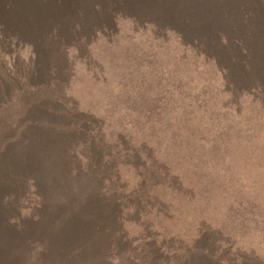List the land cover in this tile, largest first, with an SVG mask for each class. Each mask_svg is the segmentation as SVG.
<instances>
[{
    "label": "rangeland",
    "instance_id": "obj_1",
    "mask_svg": "<svg viewBox=\"0 0 264 264\" xmlns=\"http://www.w3.org/2000/svg\"><path fill=\"white\" fill-rule=\"evenodd\" d=\"M0 14V264H264V0Z\"/></svg>",
    "mask_w": 264,
    "mask_h": 264
},
{
    "label": "trees",
    "instance_id": "obj_2",
    "mask_svg": "<svg viewBox=\"0 0 264 264\" xmlns=\"http://www.w3.org/2000/svg\"><path fill=\"white\" fill-rule=\"evenodd\" d=\"M83 1V0H82ZM93 5L94 7L95 4H91L89 2V6ZM1 15V14H0ZM81 160H78L77 157L76 161L80 163L79 167L84 166V168L87 167L88 165V159H86L84 156H81ZM140 239V240H139ZM136 239L139 243L136 245V250L133 251L131 257H132V263L133 264H167L168 261L164 260L163 258L165 257L167 259V253L170 250L168 246H165V242L162 241H154L153 238L148 237L146 239L139 238ZM201 242L204 243V237H200ZM159 242L158 245L156 246L155 243ZM200 241L196 244L199 245ZM194 253V258L198 260H205L207 257H211L212 259L209 260L211 264H215V261H217L218 256H215V254L211 253L209 251V248H207L205 245L197 247V250ZM126 253H131V251H126ZM190 259L186 262V264H200L203 261H198V260H193ZM177 264H184V263H177Z\"/></svg>",
    "mask_w": 264,
    "mask_h": 264
}]
</instances>
